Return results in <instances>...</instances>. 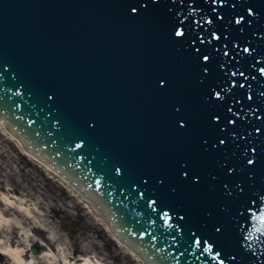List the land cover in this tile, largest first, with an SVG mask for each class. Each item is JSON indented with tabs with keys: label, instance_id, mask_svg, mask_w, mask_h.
<instances>
[{
	"label": "water",
	"instance_id": "obj_1",
	"mask_svg": "<svg viewBox=\"0 0 264 264\" xmlns=\"http://www.w3.org/2000/svg\"><path fill=\"white\" fill-rule=\"evenodd\" d=\"M261 69L264 0H0V120L144 264H264Z\"/></svg>",
	"mask_w": 264,
	"mask_h": 264
},
{
	"label": "rangeland",
	"instance_id": "obj_2",
	"mask_svg": "<svg viewBox=\"0 0 264 264\" xmlns=\"http://www.w3.org/2000/svg\"><path fill=\"white\" fill-rule=\"evenodd\" d=\"M1 183L0 198L5 195L16 203L19 198L31 208L37 203L45 205L48 221L68 245L69 263L77 264L80 258L91 256L103 264H138L68 189L30 162L0 129ZM36 242L21 243L17 248L26 251L28 256L39 257L41 241ZM5 258L0 253V264H7Z\"/></svg>",
	"mask_w": 264,
	"mask_h": 264
},
{
	"label": "bare ground",
	"instance_id": "obj_3",
	"mask_svg": "<svg viewBox=\"0 0 264 264\" xmlns=\"http://www.w3.org/2000/svg\"><path fill=\"white\" fill-rule=\"evenodd\" d=\"M0 129L8 139L15 143L16 147L30 162L39 166L51 179L68 189L71 195L84 205L88 213L90 212L104 226L108 235L119 247L129 253L138 264H144L143 259L132 248L117 240L116 235L111 232L110 226L106 225L103 214H98L88 197H81L78 188H74L65 177L57 174L55 169L45 160H39V157L31 153V150L24 148L21 139L7 130L2 120H0ZM17 201V203L16 201L12 202L5 195L0 198V238H2L0 240V253L6 256L7 264H71L69 263L71 257L66 253L68 245L61 239L54 225L48 221L44 210L45 205L41 206V203H37L31 208L25 201L19 198ZM35 241H41L42 253L39 257L28 256L26 251L17 248L21 243H35ZM76 263L103 264L91 256L82 257Z\"/></svg>",
	"mask_w": 264,
	"mask_h": 264
},
{
	"label": "snow or ice",
	"instance_id": "obj_4",
	"mask_svg": "<svg viewBox=\"0 0 264 264\" xmlns=\"http://www.w3.org/2000/svg\"><path fill=\"white\" fill-rule=\"evenodd\" d=\"M214 2H215V0H214ZM221 2H223V0H221ZM132 11H136V9H135V8H133V9H132ZM208 22H209V23H211V21H210V20H209ZM176 35H177V36H180V35H182V32H181L180 30H177V31H176ZM212 37H213V38H216V39H218V37H217V35H216V33H215V32H213V33H212ZM200 42H201V43H203V39H201V41H200ZM192 43H193V44H195V43H196V41H195V40H193V41H192ZM244 50H245V51H248V49H247V48H245ZM196 51L199 53L200 49H199V48H197V49H196ZM224 54H225V55H227V53H226V52H225ZM202 58H203V60H205V61L209 60V57H208L207 55H203V57H202ZM221 67H223V65H221ZM204 71H205V72H207V71H208L207 67H205V68H204ZM261 71H262V72H264V69H261ZM233 75H236V73H233ZM239 75H240V76H243L244 74H243L242 72H240V73H239ZM160 83H161V84H163V83H164V81H163V80H161V81H160ZM232 83H233V84H235L236 82H235V81H233ZM241 87H243V85H241ZM214 94H215V96H216V97H220V95H221V92H220V91H216ZM228 111H229V112H231V111H232V109H231V108H228ZM213 119L218 121V120H220V119H221V117H220L219 115H214V116H213ZM180 123H181V124H183L184 122H183V121H181ZM228 123H234V121H231V120H230V121H228ZM233 134H234V133H233ZM219 143L223 144V143H224V140H223V139H221V140L219 141ZM252 162H253V161H251V160H249V161H248V163H250V164H251ZM228 171H232V169H231V168H229V169H228ZM185 175H187V173H185ZM260 219H261V220H264V216H261V217H260Z\"/></svg>",
	"mask_w": 264,
	"mask_h": 264
}]
</instances>
